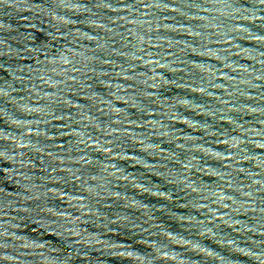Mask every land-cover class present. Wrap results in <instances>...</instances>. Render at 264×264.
<instances>
[{
  "label": "water",
  "instance_id": "water-1",
  "mask_svg": "<svg viewBox=\"0 0 264 264\" xmlns=\"http://www.w3.org/2000/svg\"><path fill=\"white\" fill-rule=\"evenodd\" d=\"M0 264H264V0H0Z\"/></svg>",
  "mask_w": 264,
  "mask_h": 264
}]
</instances>
